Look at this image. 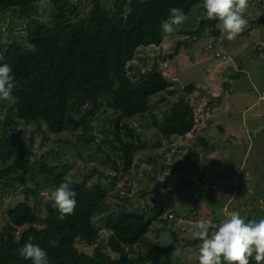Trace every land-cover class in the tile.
I'll list each match as a JSON object with an SVG mask.
<instances>
[{"label":"rangeland","instance_id":"obj_1","mask_svg":"<svg viewBox=\"0 0 264 264\" xmlns=\"http://www.w3.org/2000/svg\"><path fill=\"white\" fill-rule=\"evenodd\" d=\"M74 1L83 11L92 6L91 0ZM101 2L110 7L114 0ZM202 3L192 8L181 25L174 26V32H163L161 46L149 48L133 60L134 71L142 79L162 71L172 80L173 91L151 98L152 112L161 120L168 118L174 112L172 103L183 98L199 113L194 132L167 140L153 126L151 113L125 120L106 108L92 117L84 139L74 133L39 129L35 122L21 121L17 126L35 159L45 158L58 172L70 170L74 179L99 182L108 191V207L125 203L151 220L146 236L127 247L136 264H198V244L187 242L194 239L189 229L198 220L218 223L212 211L221 219L231 212L246 219L252 214L258 220L264 218V51L260 50L264 46V0H248L243 13L247 23L231 39L223 32L214 35L210 28H203L198 36L184 32L199 27L205 16ZM37 7L38 17L51 23L52 1L39 0ZM25 36L26 25L18 13L0 10V54L6 42ZM178 39L184 43L179 54L170 58L168 53ZM191 83L197 89L186 94L184 87ZM11 105L12 100H0V148L4 145L0 170L4 159L17 148L15 134L4 119ZM199 137L208 140V147ZM189 151L201 155L199 169L186 160ZM209 180L215 181L212 188L218 198L213 209L205 195L209 191L204 190ZM55 188L42 183L38 197L42 213ZM22 189L23 185L0 184V238L8 242L18 240L22 229L8 217L9 209L25 199ZM98 226L106 239L103 221ZM174 233L180 242L169 262L164 257L143 260L152 244L164 247L174 241ZM93 248L87 246L86 250Z\"/></svg>","mask_w":264,"mask_h":264},{"label":"trees","instance_id":"obj_2","mask_svg":"<svg viewBox=\"0 0 264 264\" xmlns=\"http://www.w3.org/2000/svg\"><path fill=\"white\" fill-rule=\"evenodd\" d=\"M38 1L0 0V10L16 11L26 25L25 38L6 42L0 54V63L12 67L14 100L4 119L17 143L16 151L5 156L0 184L23 185L25 195L24 200L9 209V220L22 229L16 241L0 238V264H31V260L18 254L26 241L44 248L49 264H136L127 254V247L146 236L151 220L125 203L114 209L108 207V191L99 182L89 184L87 179H74L70 170L58 172L45 158L35 159L17 126L21 121L35 122L39 129L46 127L54 134L74 133L84 139L92 117L106 108L125 120L151 113L153 126L167 140L194 132L199 125V113L183 98L172 103L174 112L168 118L161 120L152 112L151 98L173 91L172 80L162 71L142 79L134 71L133 60L149 48L161 46V21L169 8H181L187 17L203 0H114L110 7L103 6L101 0H91L88 11L80 10L74 0H51L55 8L51 23L38 17ZM217 25V20L208 19L205 14L197 29L184 32L198 36L203 28H210L220 36ZM183 43L184 39H178L168 56L179 54ZM260 50L264 51V46ZM196 89L195 83L184 87L186 94ZM2 120L1 117L0 125ZM199 140L208 147L205 137ZM3 149L1 145L0 151ZM186 160L195 169L202 165L201 155L195 151H189ZM131 161L129 158L128 162ZM66 175L71 176L76 205L61 220L52 201L46 203L42 213L38 197L43 182L57 187ZM209 182L204 190L209 191L205 195L213 209L218 198L212 188L215 181ZM30 198L35 199L34 203ZM214 213L219 222L221 218ZM252 216L250 219H256ZM100 221L105 225L106 239L98 226ZM173 236L174 241L164 247L152 244L143 260L164 257L169 262L180 242L175 233ZM187 242L198 244L197 239ZM87 246L94 248L88 251ZM249 264L256 262L250 258Z\"/></svg>","mask_w":264,"mask_h":264},{"label":"clouds","instance_id":"obj_3","mask_svg":"<svg viewBox=\"0 0 264 264\" xmlns=\"http://www.w3.org/2000/svg\"><path fill=\"white\" fill-rule=\"evenodd\" d=\"M248 0H203L202 6L208 19L218 21V28L231 39L240 32L247 21L243 15ZM186 15L181 8H169L167 17L161 21L165 33L176 30ZM12 67L0 63V100H14L12 89L14 80ZM71 176L66 175L61 183L50 193L53 207L63 220L71 214L76 205V193L71 187ZM191 236L198 240V264H249L250 258L256 264L264 262V218L246 219L238 212L227 213L218 223L210 224L198 220L189 229ZM18 254L31 264H49L46 250L40 245L26 241L18 249Z\"/></svg>","mask_w":264,"mask_h":264},{"label":"built area","instance_id":"obj_4","mask_svg":"<svg viewBox=\"0 0 264 264\" xmlns=\"http://www.w3.org/2000/svg\"><path fill=\"white\" fill-rule=\"evenodd\" d=\"M219 55V54H218ZM262 98L264 99V93H263V95H262ZM171 217H172V215H171Z\"/></svg>","mask_w":264,"mask_h":264}]
</instances>
